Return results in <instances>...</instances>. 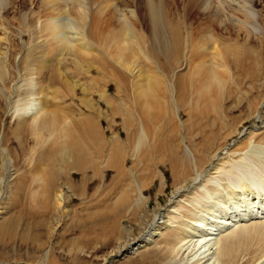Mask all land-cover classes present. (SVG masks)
Here are the masks:
<instances>
[{
	"label": "rangeland",
	"instance_id": "1",
	"mask_svg": "<svg viewBox=\"0 0 264 264\" xmlns=\"http://www.w3.org/2000/svg\"><path fill=\"white\" fill-rule=\"evenodd\" d=\"M110 1L114 2L113 4H116L117 7L119 6L118 8L122 12L125 10L126 15H129L132 9L138 11L137 8L140 6L138 5L140 1L137 3L136 0ZM156 1L158 2V0ZM215 1L213 0L214 8L218 5L222 7V4H225L223 6H226V10L229 9L224 0L221 1L222 4L219 0L218 3L220 4L217 1L216 4ZM228 1L230 2V0ZM86 3H88L86 6L89 9L92 7L91 4L94 3V0L93 2L87 0ZM187 3L185 0H163V4L167 8L162 5L163 10H165L163 12L167 13V16H165L167 19L169 16L170 22L181 20L185 25L182 27V30H185L182 32L183 38L186 34L188 35L189 26L196 29L199 25H203L206 31H210L208 35L217 36V34L223 33L221 30L224 31V28H226L223 26L229 25L225 17L223 19L225 25L224 23L220 26L217 25L222 23L220 21L222 18L216 24V20L213 19L215 16L211 14L214 11L206 14L198 11L197 8V10L192 11ZM46 4L48 5L47 0H0V10L5 9L0 15L2 14L1 16L5 17L7 22H12V30L7 29L8 32L0 26V54L10 56L12 49L13 57L18 55L17 63H15V58L12 57V66H17L21 71H24L23 60L21 59L24 55L32 58L35 56L34 58L40 59L41 55L38 54L37 56L36 51H34L40 48L45 54V56H42L41 61L52 60L51 62H54L52 66L55 67L53 70H56L57 75L59 74L56 80H52V71L44 70L35 75H27V82L17 80L19 82L18 86L21 84H25L27 87L31 86L30 91L39 95H37L40 99L38 101H41L47 112L49 111V116L40 120L41 123H35L27 115L21 114L23 116H20L24 117L22 119L17 113V116L12 114L17 100L23 99V96L18 89L16 93L10 90V83H8L6 91L9 90L4 91L2 97L0 94V181L2 182L4 179L6 182L8 181L5 187H2L0 183V194H2V199L0 198V264H207L209 257L204 258L205 255H200L204 249L198 250L197 253L192 250V243H188L191 250L186 249V247H189L188 245L182 248L180 247L182 244L178 246V238L180 237L191 241L186 237L185 229L187 231L192 230L193 225L196 224L194 226L195 230L210 232L209 229L214 230L215 226H219L220 222L234 215L237 210L246 213L249 208L247 201L258 195L262 198L258 203L259 206L257 205L258 207L256 206L255 210L251 208V211L253 214L256 213L254 217H264V203H262L264 202V144L261 143L262 148H257L258 145L255 142V140H259V136L261 140L264 139V0H258L255 4L257 11V17L254 21L256 23L255 29L257 26L260 28L257 27L256 31L249 28L248 34L241 33L240 35L242 41L247 40L244 41L247 51L243 58L242 69L235 68L232 62L228 63L229 65L225 68L216 69H220L219 71L222 69L223 73L219 71L212 73L213 76L216 74L224 80L223 84L216 85L221 87L223 92L232 94V97L223 105L226 110L225 113L223 112L225 118L223 125L218 128L217 134L211 139L212 143H210L209 148L203 152V162L198 161L200 169L203 170V175H206L205 182L202 183L203 185L195 187L193 185V178H195L193 170L188 169L184 163L173 170L170 164L171 150L169 152L173 143L172 139L175 136L176 144L179 141L181 146L180 155L183 159L184 147L189 146L191 149L194 144L199 142L194 137V125L200 121L205 123L206 120L213 117H200L194 114L197 107L192 101L195 99L194 96L197 91L199 92L196 88L201 89L204 87L205 82L202 79L205 78L201 77L203 74L196 75L194 67L196 68L195 64L197 62L195 59V63L186 65L185 57L188 55V49L184 45L187 44V40H184L185 44L181 55L177 56L179 60H176L177 63L174 62L172 58H176V56L174 55L171 58L174 49L172 41L170 42L169 23L165 22L168 27L165 24L162 34L167 33L165 39L168 38V43L166 42L168 47L165 46V48H167V53L170 56L168 54L163 56L164 53H160L161 63L158 67L155 61L152 63L151 59L153 58H151L150 51L148 55L151 58L150 60L147 56L145 58L141 52L139 53L141 55L137 58L138 60H134L136 63L133 61V68H127V66H120L115 57L113 60L110 56L112 53L106 55L99 52V49L95 46V41L91 38L90 41L92 40L94 43L90 48L95 51L93 58L97 60V64L100 62V64L107 65V72L101 75L95 71L94 78H91L82 69L77 68V63L65 54L66 58H59L63 64L60 63L57 60L59 54L53 55V50L50 51L49 48V44L51 45L55 41L53 39H51L52 41L49 40L51 37L48 35V39L46 37L47 33L40 30V28L35 29L36 32L30 27L32 21L36 22L40 18H42V21L46 20L48 15V11L44 9V6H47ZM145 7L143 1L142 6H140L142 17L146 16ZM66 9L68 13H63L60 16L62 20H59L61 23L63 22L60 23L64 28H62L63 33L71 38L74 35L78 36L79 33H82L81 31H86L84 23L82 22V24L81 20L79 21V18H77L78 11L76 10L78 13L76 16L77 13L70 6H67ZM71 9L76 16L74 24V18H72V21L69 18L70 15V17H75L72 16ZM25 14H28L25 27L23 26L21 29L19 24L20 21H23ZM173 15L174 18L171 17ZM106 16L108 17V14ZM77 20L79 25H77ZM0 22H2V18ZM185 27H188L187 30ZM230 28L231 26L228 31L232 34V28L231 31ZM143 29L141 26H136L133 28V31H136L134 34L149 35L148 29ZM6 36L10 40L12 39V46L8 45L10 42L2 40ZM80 36L83 37L82 34ZM55 45H58V43ZM248 54L249 56L246 57ZM8 59H4V62L7 63ZM161 65H164V67H161ZM212 66H214L213 61ZM129 69H132L131 72ZM142 76L145 77V83L142 81L141 86L145 88L144 91L148 90V92L142 91L140 93V90V92H136V90L140 87ZM180 76L185 78L189 94L193 95V98L192 95L187 98L184 105V109H189L195 115L193 119L189 118L188 111L173 105L172 86L174 89L179 86ZM230 78L234 82L230 81ZM17 85L16 87H18ZM75 86L78 87L75 88ZM1 89H3V83L0 80ZM84 89L86 92L83 91ZM144 95L146 96L144 97ZM18 96L20 97L18 98ZM240 98L243 100H240ZM147 102L149 106L145 107L144 105H147ZM202 108L206 107L203 106ZM112 110L116 113H113ZM178 110L180 113L177 118ZM131 112H133V115ZM144 113L147 115H145L147 122H142L143 119L139 117ZM124 115H132L130 121L127 122L130 123L128 126L127 124L123 125ZM54 118L57 119V122L53 120ZM86 119L98 123L103 138L102 142L98 139L93 140L85 131L83 132L84 129L82 130L79 123ZM21 121H23V124ZM54 122L56 123L54 124ZM48 123L53 125L50 126ZM177 128H179L178 132H174ZM243 133H245L244 137L239 135ZM127 135L131 137L130 142L126 141ZM250 137L251 139H249ZM65 139L67 140L64 142ZM195 139L197 142L194 141ZM71 140L74 143L77 142L75 146L81 150V153H87L88 156L94 157L95 155L96 157L101 149L98 145L100 146L102 143L113 145L116 141H121L127 147L128 155L133 153L146 158L147 160L144 159L143 161V159L139 160L140 157L135 156L136 159L130 158L128 162V167L133 169L136 163L135 160H138L135 166L136 174L138 173L135 180L144 188V201L141 207H123L122 214L118 218H113L112 212L120 201L119 195L127 186L122 183H113L114 172L112 171H102L94 175L92 171H88L86 174L74 173L63 167L60 159L61 149L63 143L64 145L72 144ZM249 141H252L251 144L254 146ZM234 144L235 146H233ZM107 145L102 150L103 160H109L111 156L110 147H107ZM83 146H85L84 149ZM218 148L223 149L220 153V158H223L222 162L228 161L226 157L232 153L233 149L244 150V155L249 150L245 156L241 155L240 157H246V159L243 158L244 161L247 160L244 163L246 169L240 167V170L235 171L233 169L234 171L230 174H225L222 170L218 173L217 170L213 169L214 166H219L222 163L214 159L213 154ZM3 151L11 163L4 160ZM240 158L234 160L237 161ZM98 159L101 161L102 156ZM6 164H9V168L6 167ZM247 164L249 165L248 170ZM253 165L254 167H251ZM229 167L226 166L225 169H232ZM228 178L232 180L229 179L228 181ZM243 182L251 187V189H248L250 192L248 190L239 192L238 186ZM181 186L189 189L190 192L183 193L180 199L172 204L171 198ZM233 192L239 195H235L234 199L226 202L227 197L231 196ZM79 193L81 194L79 195ZM60 194H64L66 199L62 204L57 199ZM227 194L228 196H226ZM260 204L263 207H260ZM172 207H176L175 213L169 212V210H173ZM109 214H111V217ZM162 217H165L164 220ZM201 219H203L202 222ZM155 222L157 224H154ZM254 223H264V219L253 220L246 224L249 226ZM197 225L200 228H197ZM149 230L152 233L150 241L145 247L136 250L147 237ZM198 234L204 236L203 233ZM173 246L179 247V249L177 248L174 252L171 249ZM165 247L168 248L165 249ZM184 249L186 250L183 251ZM242 250L235 255L234 264H256L262 253V249H259L257 245ZM208 264H213V261ZM214 264H217V262Z\"/></svg>",
	"mask_w": 264,
	"mask_h": 264
},
{
	"label": "bare ground",
	"instance_id": "2",
	"mask_svg": "<svg viewBox=\"0 0 264 264\" xmlns=\"http://www.w3.org/2000/svg\"><path fill=\"white\" fill-rule=\"evenodd\" d=\"M47 1H48V5L46 4L47 6H44L45 7L44 9L46 11H48V15L46 16V20L43 18V20H45V21H42V18H40L39 20H36V22L32 21L30 27L33 28L34 30L35 29L38 30L40 28V30H43L45 33H47V36H46L47 38H48V35L51 37L50 39L48 38L49 40L53 39L55 41V43H53L51 45L49 44V48H50V51L53 50V55L59 54V57L57 60L60 61V59H62L60 57H63V58H66L65 56L71 57L73 59V61H75V63H77L76 67L79 69H82L84 72H86L88 75H90L91 78H94L93 74L95 71L101 75H103L105 72H107V65L100 64V62H98V64H97L96 63L97 60L95 58H93V54H95V51H92L90 48L91 46H93V43H94L93 41H95V43H96L95 46L97 49H99V52H103L106 55L109 53H112L114 56L112 54H110L111 58L114 60V57H115V59L119 61L118 63L120 66H122V65L127 66V68L133 66V63L135 62L134 60L135 59L138 60L137 58L141 55V54H139L141 52L144 54L145 58H146V56H147V58H149V60L151 58H153V59H151V61H153L152 63H154V61H155L157 63V66L159 67V65L161 63L160 62V60H161L160 59V57H161L160 53H162V54L164 53L163 56L168 54L167 53L168 51L166 50L167 48H165L166 44L168 43V41H167L168 38L165 39V34H167V33L162 34L163 29H164L163 27L166 24L165 22H167V24L169 23V25H168L169 27L167 26V24H166V27H168L169 33L171 34L170 35L171 40L170 39L169 40H170V42L172 41V47L174 49L173 50L174 54L171 56V58L174 55L176 56V58L175 57L172 58L174 62H176L177 59L179 60V58H177V56L181 55L183 45L185 44L184 42L186 40L188 41V42L186 41L187 44L184 45V47H186L188 49V53H187L188 55H186V57H185L186 65L187 64L191 65V64L195 63V60H196V62H197L195 64L196 68L194 67V69L196 70V75L199 76L200 74H203L201 77L205 78L202 80L206 83L205 84L202 81L204 83V85H203L204 87L201 89H199V87H197L196 89L199 90V92L197 91V94L196 93H195L196 95L194 94L195 99L193 101L191 100L194 103V105L197 107V110L194 111V114L197 116H200V117H202V116H207V117L213 116V117L206 120L205 123L203 121H200L198 124L194 125V127H193L194 137L197 140H199V142L194 144L193 148H191V149L189 148V146L184 147L183 159L180 155L181 146L179 144V141L176 144V142H175L176 137L175 136L173 137V139H172L173 143L171 145V148L169 149V152L171 150V153H172V157L170 159L171 160L170 164H171V167L173 168V170H175L179 166H182V163H184V165L188 169L190 168L191 170H193L192 172H194V174H195V178H193L194 179V184H193L194 187L199 186V185H203L202 183L205 182L204 180L206 178V175H203V170L200 169V167L198 165V161L203 162V152L209 148L210 143H212L211 139L217 134L218 128H220L223 125V122L225 120L223 112L225 113V111H226L223 108V105H224V102L229 101L232 97V94H228L227 92H223L222 88L216 85V84H220V85L223 84L224 80L222 78H219L216 74H214V76H213L212 73H215L216 71L220 70V69L216 70L217 68H225L226 66L229 65L228 63H232V62L235 65L234 66L235 68L238 67L239 69H242L243 58L246 55V51H247V47H246V43H245L247 40L246 41L244 40L245 42L242 41L243 39L242 38H241L242 40L240 39V35H241V33L242 34H244V33L248 34L249 32H247V31L249 28H252L255 31L257 30L258 26L255 29L256 23L254 21L257 17V11L255 9V4L257 3L258 0H230V2L228 0H224L227 7L229 8L228 10H226V8H225L226 6L225 7L223 6L225 4L221 3L222 0H219V2L222 4V7L219 5L218 6L216 5L217 6L216 8H214L213 0H185L188 2L187 6H189V8H192V11H194V9H196V8L198 9V11H201L204 14L211 12V11L212 12L214 11L211 14H212V16H215V18H213V19L216 20V21L214 20L216 22V24H217V21L220 18H222V20H220L222 23L220 22L221 24H217V25L220 26V25H223V23L225 25V20H223L225 17V19H227V22L229 23V25L232 28V34H231V32L228 31L230 26L225 25V26H223V27H226V28H224V31L221 30L223 32L222 34H217V36H214V35L211 36V35H208V33L210 31H206V28H205V26L203 27V25H199L196 29L192 28L189 25H186V26H189V29H190V30L188 29L189 30L188 35L186 34V36H185L186 39L183 38L184 36H182L183 35L182 32L184 30V29L182 30V27H184L185 25H183V22L181 20L176 21L175 19H173L175 21L170 22L169 16L167 19V17H166L167 13L165 14L163 12L165 10H163V8H162V5H163V7H166L163 4V0H158V2L156 0H143L144 1V7L146 5V7H145L146 8V16L145 17H142L140 14V12H141L140 6H142V4H143L142 0H136L137 3L140 1L138 3V5H140L137 8L138 11H133V9H132V10H130L129 15H126L124 13L125 12L124 9H123L124 12H122V10L118 8L119 6L117 7L116 4H115L116 5L115 6L113 4L114 2L112 3V1H110V0H94V3L91 4L92 7L89 9L86 6V5H88V3H86L87 0H47ZM216 1L218 3V0H216ZM216 1H215V3H216ZM70 2H71L72 6L70 5ZM92 2H93V0H92ZM228 2H229V4H228ZM220 3H218V4H220ZM67 4H69V5H67ZM67 6H70V8H72L75 11V13H77L76 10L78 11L79 15H78V13L75 14L73 12V10L71 9V11L73 13L72 16L74 14L76 16L78 15L77 18H79V21L81 20V23L82 22L84 23V26H85L84 29L86 30V31H81L82 33H79L78 36L74 35L71 38L69 36H67L65 33H63L64 28L61 26V24L63 22L61 23V21H59V20H62L61 19L62 17H60V16L63 13L64 14L66 12L68 13V11H66ZM4 10L3 9L0 10V13H2V11H4ZM166 12H167V9H166ZM45 13H47V12H45ZM163 13H164V15H163ZM107 14H108V17L106 16ZM170 14L172 15V12ZM27 15L28 14H25V16L23 17V21H20L19 25H20L21 29L26 23ZM219 15H220V17H219ZM221 15H224V16H221ZM70 16H69V18L71 19L70 21H72L73 20L72 18H74V21H73V24H74L75 20H76L75 19L76 16L75 17H70ZM171 17L174 18L175 16L173 15ZM1 18H2V22H0V26L3 29L5 28L4 29L5 31H7V29L12 30V22H7L5 17L1 16L0 19ZM31 19H32V17H31ZM166 20H168L169 22ZM76 22H77V25H79L78 20ZM215 22H213V23H215ZM136 26L137 27L141 26L144 29L147 28L149 35L148 34H147V36H145V34L144 35L143 34L135 35L134 33L136 31H133V28H135ZM210 26L212 27L211 24H210ZM9 27H11V28H9ZM13 28H14V26H13ZM187 28L185 27L186 30H187ZM231 28H230V31H231ZM258 28H260V27H258ZM168 29H166V30H168ZM11 30H9V31H11ZM102 30H103V32H102ZM211 30H212V28H211ZM105 31H107V32H105ZM165 32H167V31H165ZM213 32L216 33L215 31H213ZM213 32H212V34H213ZM186 33H187V31H186ZM80 34H82L83 37H81ZM42 37H43V35H42ZM86 38L88 41L86 40ZM91 38L93 41L92 40L90 41ZM246 39H247V37H246ZM2 40H6V42L8 41V43L10 42V44H8V45L12 46L11 45L12 39L10 40L9 37L6 36ZM56 42L58 43V45H55V44H57ZM142 46H144V47H142ZM166 47H168V46H166ZM34 51H36L35 54L37 53V56H38V54H40L41 57L39 59V58H34L35 56L32 58L30 56L24 55V57L21 59V60H23L22 63L24 65L23 66L24 71H21L17 66H15V67L12 66V64H13L12 49L10 51L11 54L9 53L10 56H8L7 54H2V55L0 54V62H2L0 64V80L3 83V89L0 90V94L2 97L3 92L6 91V89H7L8 83H10L11 86L9 89L13 90L15 93L18 89L19 91H21L20 93H22V96H23L22 97L23 99H18L20 96H18V98L16 97L18 100H17V103L15 105L16 107L14 106L12 114L14 115L17 113L18 116H20L21 114L27 115V116L31 117L30 120L35 121V123H41L39 121L42 119H45L44 117L49 116V113H48L49 111L47 112V109L45 110V108L42 106L41 101H38V100H40L38 97L39 95L32 93L30 91L31 86L27 87L25 84L24 85L21 84L18 86L17 85L19 83L18 81L22 80L24 82H27V78H26L27 75H35V74H38L39 72L44 71V70L52 71V76H51L52 80H56L59 74L57 75L56 70H53V68L55 69V67L52 66L54 62H51L52 61L51 59H50L51 61H45V60L41 61V59L43 58L42 56H45V54L42 52L43 50L41 51L40 48H37ZM149 51L151 52V56H152L151 58H150V56H148L150 54ZM64 54H65V56H64ZM51 55H52V52H51ZM17 56L13 57V58H15V63H17V61H18ZM248 56H249V54L246 57H248ZM53 57H50V58H53ZM4 59H8L7 63L4 62L5 61ZM27 60H29V61H27ZM212 61L214 63V66H212ZM174 62H172V63H174ZM60 63H62V61H60ZM178 64H179V62H178ZM51 66H52V69H51ZM161 67H164V65H161ZM129 70L131 72L132 69H129ZM57 71H58V69H57ZM219 72L223 73L222 69ZM151 77H152V75H151ZM151 77H149V78H151ZM140 81H141L140 87H138V90H136V92L139 90L141 91V92L139 91L140 93H142V91L148 92V90L144 91L145 88L141 86L143 84V82L145 83V77L140 79ZM230 81L234 82V80L231 78H230ZM16 85L18 87H16ZM198 85H199V82H198ZM138 86H139V84H138ZM35 87H36V85H35ZM77 87L75 86V88H77ZM146 87H147V85H146ZM195 87H196V85H195ZM238 88H239V85H238ZM32 89H34V88H32ZM141 89H143V90H141ZM151 90H153V89L151 88ZM83 91L86 92L85 89ZM20 93H18V94H20ZM171 94H172L171 95L172 98H174V101H173L174 107L177 106V108H179V109L180 108L184 109L185 108V106H184L185 101L187 100V98L190 95H192V94H189L188 84L185 82V78H183V77L180 78L179 86L176 89H174L172 86ZM140 95H142V94H140ZM146 95H144V97ZM192 98H193V95H192ZM236 99H237V97H236ZM241 99L242 98H240V100ZM152 100H153V97H152ZM138 101H139V99H138ZM146 104L147 105H144V106L148 107L149 106L148 102ZM203 106L206 108H202ZM150 107L152 109V105ZM184 110L188 111L187 114H188L190 119H193L195 117L193 112L190 111L189 109H187V110L184 109ZM9 112H10V110H9ZM112 112H113V110H112ZM117 112H119V111H117ZM50 113H52V112H50ZM131 113L133 115V112H131ZM179 113H180V111L178 110L177 118L179 116ZM17 114H16V116H17ZM23 115H21V116H23ZM145 115L146 114L144 113L143 115L139 116V117H141V119H143V120H141L142 122L148 121L146 119L147 115L146 116ZM131 116L130 115H124L123 125L127 124V126H128L130 124V123L128 124L127 122L130 121ZM25 118H26V116H25ZM19 120H21V119H19ZM25 120L27 121V119H25ZM53 120H56V122H57V119L54 118ZM23 121H21L22 124H23ZM131 121L133 122V119ZM134 121H136V120L134 119ZM21 122H20V124H21ZM45 122L47 123V121H45ZM56 122H54V124ZM24 123H25V121H24ZM79 124L82 127V130L84 129L83 132L85 131L86 134L89 135V137L93 138V140L98 139L100 142L103 141V138H102V135H101V132H100V129H99L97 122L86 119V120H82L81 123H79ZM49 125L51 126L53 124H49ZM49 128L50 127L48 126V129ZM178 130H179V128H177L174 132H178ZM33 131H35V130H33ZM69 134H70V132H69ZM239 135H242V137H244L245 133L239 134ZM63 137H64V135H63ZM253 137H252V140L254 139ZM87 139H86V143H87ZM196 139L194 140L195 142H197ZM249 139H251V137ZM66 140L67 139H65L64 142ZM91 140H88V141H91ZM93 140H92V142H93ZM126 141H129V142L131 141V137L129 135H127ZM71 142H72V144L68 143V144L64 145V143H63V148L61 149L60 159L62 161L63 167L67 168L69 171H73L74 173H85L86 174V172L92 171V173L94 175H97V174H99V172H102V171H106V172L112 171V172H114L113 183H122V184L127 186V187L125 186L126 188L123 189V191H121L122 193H120L121 195H119L120 201L118 202V205L115 206L116 209L112 212L113 218H118L122 214L123 207L124 208H128V207L129 208H139V207H141V205L143 204L142 202L144 201L143 200L144 199V188L142 187V185L139 184V182H136V180H135L136 175L138 174V173L136 174V168H135L138 160H135L136 163L134 162L135 163V165L133 167V169L135 168L134 170L132 168L128 167V162H129L130 158L136 159L135 156L140 157V159L139 158H137V159H139V160L143 159V161L146 158H143L140 155L133 154V153L131 155H128L127 147L121 141H116L113 145H107L106 143H102L104 145H102V144H100V146L98 145V147H101V149H100V151H98L99 153L97 152L98 154H96L97 155L96 157H95V155L93 157V156H88L87 153H85V154L81 153V150H79L75 146L77 142L74 143L73 140H71ZM94 142H97V141H94ZM129 142H128V144H129ZM255 142L258 145L257 148L258 147L262 148L263 146L261 147V145H262L261 143L264 144V139L261 140L260 136H259V140H255ZM249 143L251 144L252 141H249ZM73 144H74V146L72 147ZM214 144H215V141H214ZM84 145H85V143H84ZM105 145H107V147L108 146L110 147L111 156H110V158L108 157L109 160H106V159L103 160L104 157L102 154L103 153L102 150H104ZM251 145H250V147H251ZM225 146H226V144H225ZM233 146H235V144ZM252 146H254V145H252ZM84 147L85 146H83V149H84ZM89 147L90 146L88 145V148ZM223 149L218 148L217 151L213 154L214 159H217L219 162L223 161V158H220V153L222 152ZM85 150H83V151L85 152ZM98 150H99V148H98ZM106 151H105V153H106ZM243 151L244 150H241V149L240 150L233 149L231 151L232 153L228 157H226V160H228V161L222 162L221 165H219L221 167L220 169H219V166H214L213 169L217 170L218 173L223 171L225 174L226 173L230 174L231 172H233L234 170L236 171L237 169L240 170L239 169L240 167H244L246 169V166L244 165V163L247 160L244 161L243 158L249 152V150L245 155L243 154ZM3 153H4V160L6 162L9 161L7 159L6 153L4 151H3ZM241 155H244L243 158H240ZM101 156H102V160L100 161L98 158H101ZM235 158H240L241 160L239 159L236 161V160H234ZM244 159H246V157ZM148 161H150V160H148ZM9 163H11V162L9 161ZM226 166H230L232 169L227 170V169H225ZM257 166H258V164H257ZM6 167L9 168V164H6ZM251 167H254V165ZM248 168H249V165L247 166V170H248ZM223 169H225V170H223ZM253 169H255V168H253ZM8 172H9V170H8ZM244 173H245V171H244ZM57 174H59V173H57ZM213 174H215V173H213ZM229 177H231V176H229ZM213 178L215 179V177H213ZM229 179L232 180L231 178H228V181H229ZM233 179L236 180V178H233ZM84 181H86V180H84ZM241 181H243V180H241ZM7 182L5 181V179L2 182L0 181L2 187H5ZM237 182H239V181H237ZM83 184L85 185V183H83ZM119 185L121 186V184H119ZM238 189H239V192L240 191L242 192V191H247L248 189H251V187H249L245 182H243V183L239 184ZM187 192H190V190L186 189V188H182V186H181V188H178L177 192L175 194H173V197L171 198L172 204L174 201L180 199V196L183 195V193H187ZM81 193H79V195ZM228 194L226 196H228ZM232 195L231 196L229 195L228 196L229 198L227 197L226 202H229L230 200L234 199L235 195L238 196L239 194L233 192ZM1 196H2V194H0V198H1ZM46 196H48V195H46ZM57 199L60 200L59 201L60 204H62V202L64 200H66L64 198V194L58 195ZM261 199L262 198H260V195H258L257 197H254L250 200L248 199L249 201H247V202H248L249 208L246 211V213L240 212L239 210H237V212L234 215H232V216L228 217L227 219H225L224 221L220 222L219 226L218 225L215 226L216 228L214 230L209 229L210 232H206L207 230L205 231L206 233L203 231L200 232L197 229H196L197 230L196 231L194 229V226H196V224L193 225V228H192V230L194 232L190 229L188 231L185 229L184 231H186V234H187L186 237L188 239H191V241L187 240L186 238L182 239L180 237V238H178V240H179L178 246H179V244H182L180 246L182 248L184 246L186 247L187 245L189 246L188 243H192L191 247L193 245V247H192L193 251L195 250V252L198 253V250L201 251V249H204L203 252H201V253L199 252V253H200V255H205L204 258L209 257L208 263L213 261V264L215 262H217V264H234V260L236 259L235 255L237 254V252H239L241 249H243V250L247 249L252 245L253 246L257 245L259 247V249H262L261 250L262 253L258 257L256 264H264V253H263L264 252V223H257V224L254 223V224L249 225V226H248V224H246V223L252 222L253 220L264 219V217L260 216V215H259L260 217H258V216L254 217V214H256V213L254 212V214H253L251 211V208H252V210L253 209L255 210L259 206L258 203L261 201ZM262 203H264V202H262ZM260 207H263V205H261ZM172 209L173 210H169V212L175 213L176 207H172ZM127 212H129V211L127 210ZM198 214H200V213H198ZM257 214H259V213H257ZM109 215L111 217V214H109ZM164 218L165 217H162L163 220H164ZM174 219H176V218H174ZM202 221H203V219H201V222ZM199 222L200 221H198V223ZM154 224H157V222H155ZM197 228H200V226H198ZM198 233H203L204 236H199ZM151 234L152 233L149 230L147 232V237H149V238L146 237L144 239V241L141 242V244H139V246L136 250L143 248L146 246V244H148V242L150 241V238H151ZM189 247L188 248L186 247V249L191 250V247L190 248ZM166 248H168V247H165V249ZM177 248L179 249V247L173 246L171 249H172V251L176 252ZM171 249H169V250H171ZM186 249H184L183 251H185ZM193 251H191V252H193ZM132 252H134V251H132ZM118 253H120V252H118ZM259 253H260V251H259Z\"/></svg>",
	"mask_w": 264,
	"mask_h": 264
}]
</instances>
